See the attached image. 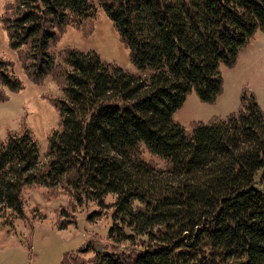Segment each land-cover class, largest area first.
Returning a JSON list of instances; mask_svg holds the SVG:
<instances>
[{
	"label": "trees",
	"instance_id": "trees-1",
	"mask_svg": "<svg viewBox=\"0 0 264 264\" xmlns=\"http://www.w3.org/2000/svg\"><path fill=\"white\" fill-rule=\"evenodd\" d=\"M98 6L136 72L94 50H53ZM2 21L31 79L55 72L63 96L44 162L28 128L0 138V210L26 219L27 188L62 190L73 206L97 205L90 218L110 209L115 245L135 242L96 246L90 260L67 252L61 264H264V117L254 95L242 91L236 111L190 131L173 118L192 90L215 101L219 64L232 66L264 32V0H14ZM23 87L0 56V102Z\"/></svg>",
	"mask_w": 264,
	"mask_h": 264
},
{
	"label": "rangeland",
	"instance_id": "rangeland-1",
	"mask_svg": "<svg viewBox=\"0 0 264 264\" xmlns=\"http://www.w3.org/2000/svg\"><path fill=\"white\" fill-rule=\"evenodd\" d=\"M14 0H0V56L11 62L12 71L22 80L19 91L7 90L8 98L0 102V138L9 131L28 128L40 145V163L45 160L49 137L60 127V114L54 104L63 96L61 78L55 72L41 81H34L23 67L20 50L10 46L2 15ZM98 15L82 27L69 26L61 33L53 50L61 52L74 46L83 51L94 50L101 58L129 72H136L128 50L120 42L105 11L98 6ZM222 77V91L213 102L201 101L190 91L184 103L173 113V118L185 130L190 131L192 121L206 122L214 116L223 117L240 106L242 91L252 93L264 117V32L257 29L249 42L237 53L235 63L218 66ZM144 157H150L144 153ZM159 162V161H158ZM26 219L17 218L11 210H0V264H61L65 253L71 262L77 256L90 260L94 247L107 250L135 246L126 241L114 244L108 239L110 209H102L99 216L90 218L100 208L94 203L72 205V198L62 190H50L45 186L27 188ZM112 197L108 196L107 201ZM64 225L61 226V223ZM31 247V250H30Z\"/></svg>",
	"mask_w": 264,
	"mask_h": 264
},
{
	"label": "water",
	"instance_id": "water-1",
	"mask_svg": "<svg viewBox=\"0 0 264 264\" xmlns=\"http://www.w3.org/2000/svg\"><path fill=\"white\" fill-rule=\"evenodd\" d=\"M218 1H220V0H218Z\"/></svg>",
	"mask_w": 264,
	"mask_h": 264
}]
</instances>
